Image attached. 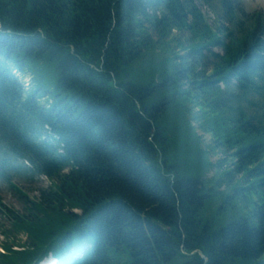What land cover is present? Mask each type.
<instances>
[{
  "label": "trees",
  "instance_id": "trees-1",
  "mask_svg": "<svg viewBox=\"0 0 264 264\" xmlns=\"http://www.w3.org/2000/svg\"><path fill=\"white\" fill-rule=\"evenodd\" d=\"M0 177V264H264V15L0 0Z\"/></svg>",
  "mask_w": 264,
  "mask_h": 264
},
{
  "label": "rangeland",
  "instance_id": "rangeland-1",
  "mask_svg": "<svg viewBox=\"0 0 264 264\" xmlns=\"http://www.w3.org/2000/svg\"><path fill=\"white\" fill-rule=\"evenodd\" d=\"M240 3L242 6L245 7L246 12L248 13L249 16L255 13L264 15V0H240ZM43 70L46 72V70H48V65L43 67ZM51 70L53 71L52 67H51ZM33 73L36 75V72H32L31 74ZM20 75L27 89H30L32 86L37 84L40 80L39 74H37V79H35L34 81H32L31 75H24V74H20ZM51 87L53 86L51 85ZM45 99H49V101L48 100L47 101L48 103H50L51 98H49V96L44 98V100ZM199 132L200 134H203L201 130ZM209 139H210L209 135H204V140L206 141V143L209 142ZM219 156H221V153L218 154V156H214V158L212 159L213 160L217 159ZM213 173H214V170L210 172V175H212ZM17 182H22V183H19L21 184L20 186L27 187L28 191L30 192V195L38 194L39 191L35 189L37 185H41L44 187H46L47 185H50V180L47 175H41L40 177H36V178L21 177ZM0 199H2V202L10 208H15L19 211H21L23 208L21 200L19 198V194L16 191L12 190L11 186L4 180H0ZM206 217L208 219H211L212 215L207 213ZM5 222L6 220L2 218V216L0 215V223H5ZM22 238L26 239L25 235L22 236ZM4 241H5V238L0 232V251H1L2 243ZM55 263H56V260L54 258L48 257L42 264H55ZM230 264H253V262L252 260L239 259Z\"/></svg>",
  "mask_w": 264,
  "mask_h": 264
}]
</instances>
